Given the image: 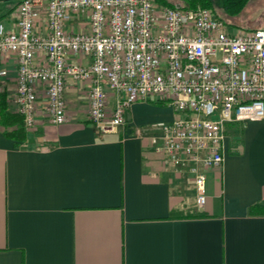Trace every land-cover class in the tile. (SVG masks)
I'll list each match as a JSON object with an SVG mask.
<instances>
[{
	"label": "crops",
	"instance_id": "0c3cea01",
	"mask_svg": "<svg viewBox=\"0 0 264 264\" xmlns=\"http://www.w3.org/2000/svg\"><path fill=\"white\" fill-rule=\"evenodd\" d=\"M13 5L0 4L9 30L19 18ZM86 28L87 18L67 25ZM35 31H46L41 15ZM3 67L16 111L17 61L4 57ZM90 88L68 81L69 119L54 125L38 84L28 139L16 146L0 128V264H264V117L227 125L223 165L207 171L199 207L193 176L154 149L155 127L177 118L175 107L136 102L126 124L105 133L88 120ZM106 90L111 113L117 96Z\"/></svg>",
	"mask_w": 264,
	"mask_h": 264
},
{
	"label": "built area",
	"instance_id": "2783aa9c",
	"mask_svg": "<svg viewBox=\"0 0 264 264\" xmlns=\"http://www.w3.org/2000/svg\"><path fill=\"white\" fill-rule=\"evenodd\" d=\"M17 10L15 29L0 23V94L3 58H14L13 101L27 129L38 122V84L44 115L61 125L69 119L68 81L89 82L88 120L105 133L126 124L136 102H168L179 115L156 125L154 149L193 176L204 207L207 171L224 162L227 125L264 117V28L236 29L211 8L156 0H21ZM40 15L45 32L35 31ZM83 18L88 28L67 30ZM106 86L117 96L111 113Z\"/></svg>",
	"mask_w": 264,
	"mask_h": 264
},
{
	"label": "trees",
	"instance_id": "16d2710c",
	"mask_svg": "<svg viewBox=\"0 0 264 264\" xmlns=\"http://www.w3.org/2000/svg\"><path fill=\"white\" fill-rule=\"evenodd\" d=\"M17 0H11L14 5L9 9V13L14 11L19 5ZM158 4L166 7L181 6L184 8H196L198 6L208 7L214 9L213 0H156ZM249 0H223L225 12L228 15L238 14L248 3ZM221 18V17H220ZM223 19V18H222ZM159 104L165 105L163 100L158 101ZM238 127L242 125L237 124ZM0 128L5 137L15 141V145L19 146L20 143L26 141L29 136V130L27 129L24 121V117L16 112L11 111L8 108L7 98L5 94H0Z\"/></svg>",
	"mask_w": 264,
	"mask_h": 264
},
{
	"label": "rangeland",
	"instance_id": "374dc122",
	"mask_svg": "<svg viewBox=\"0 0 264 264\" xmlns=\"http://www.w3.org/2000/svg\"><path fill=\"white\" fill-rule=\"evenodd\" d=\"M20 1L17 0L16 3ZM213 2V11L231 27L245 30L264 28V0H249L245 7L235 15H228L225 12L223 0H213ZM228 130V134H234L235 139L241 137L240 128H228Z\"/></svg>",
	"mask_w": 264,
	"mask_h": 264
},
{
	"label": "water",
	"instance_id": "95a60500",
	"mask_svg": "<svg viewBox=\"0 0 264 264\" xmlns=\"http://www.w3.org/2000/svg\"><path fill=\"white\" fill-rule=\"evenodd\" d=\"M9 1H11V0H0V4L1 3H6V2H9Z\"/></svg>",
	"mask_w": 264,
	"mask_h": 264
}]
</instances>
